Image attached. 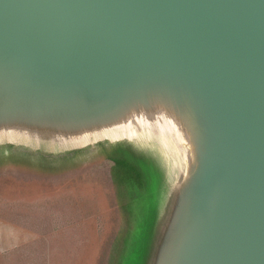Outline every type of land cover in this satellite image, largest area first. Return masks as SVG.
Returning <instances> with one entry per match:
<instances>
[{
	"label": "water",
	"instance_id": "water-1",
	"mask_svg": "<svg viewBox=\"0 0 264 264\" xmlns=\"http://www.w3.org/2000/svg\"><path fill=\"white\" fill-rule=\"evenodd\" d=\"M128 107L184 156L150 264H264V0H0V137L77 142Z\"/></svg>",
	"mask_w": 264,
	"mask_h": 264
},
{
	"label": "rangeland",
	"instance_id": "rangeland-1",
	"mask_svg": "<svg viewBox=\"0 0 264 264\" xmlns=\"http://www.w3.org/2000/svg\"><path fill=\"white\" fill-rule=\"evenodd\" d=\"M144 139L0 137V264H150L185 164Z\"/></svg>",
	"mask_w": 264,
	"mask_h": 264
},
{
	"label": "bare ground",
	"instance_id": "bare-ground-1",
	"mask_svg": "<svg viewBox=\"0 0 264 264\" xmlns=\"http://www.w3.org/2000/svg\"><path fill=\"white\" fill-rule=\"evenodd\" d=\"M128 109L129 107L120 114L122 117L121 120L109 125L95 127L93 130L86 129L75 140L77 142H83L84 144L91 137H94V139L98 137L107 138L111 141L121 139L134 141L135 139L143 140L144 138V140H147L157 137L164 149L168 150L171 154L174 152H182L180 149L181 135L172 117H168L163 110L154 112L152 115H145L143 112L137 114L136 112L131 113ZM150 118H153L154 121L151 122ZM10 133H13L12 130L9 131ZM8 138L12 139L15 137L8 135Z\"/></svg>",
	"mask_w": 264,
	"mask_h": 264
}]
</instances>
